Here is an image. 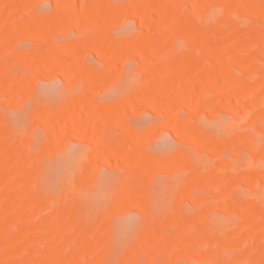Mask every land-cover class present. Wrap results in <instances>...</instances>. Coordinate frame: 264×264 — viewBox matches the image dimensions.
Instances as JSON below:
<instances>
[{
    "label": "rangeland",
    "instance_id": "374dc122",
    "mask_svg": "<svg viewBox=\"0 0 264 264\" xmlns=\"http://www.w3.org/2000/svg\"><path fill=\"white\" fill-rule=\"evenodd\" d=\"M0 264H264V0H0Z\"/></svg>",
    "mask_w": 264,
    "mask_h": 264
}]
</instances>
